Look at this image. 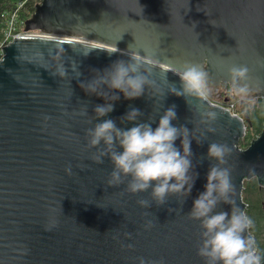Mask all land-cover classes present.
Instances as JSON below:
<instances>
[{"label":"water","instance_id":"water-1","mask_svg":"<svg viewBox=\"0 0 264 264\" xmlns=\"http://www.w3.org/2000/svg\"><path fill=\"white\" fill-rule=\"evenodd\" d=\"M24 32L40 35L14 38L0 60V264H139L140 257L205 264L197 254L200 221L189 211L216 163L207 158L208 146L232 149L226 165L231 198L244 211V180L255 177L264 187V127L240 150L247 115L169 90L173 84L181 89L178 70L186 62L203 67L210 86L233 90L229 68L245 65L248 92L264 97V0H41ZM133 55L154 58L156 87L133 100L120 94L114 111L95 119V106L105 101L80 83L94 69ZM59 65L68 69L64 77L53 76ZM172 105L173 125L191 132L199 173L191 194L170 195L157 205L151 189L133 194L127 182L108 186L113 165L107 157L94 161L87 130L109 118L132 127L120 119L131 107L142 111V122L154 118L155 129L159 114ZM208 112L216 119H206ZM175 143L180 146L179 139ZM141 199L151 207H142Z\"/></svg>","mask_w":264,"mask_h":264},{"label":"clouds","instance_id":"clouds-1","mask_svg":"<svg viewBox=\"0 0 264 264\" xmlns=\"http://www.w3.org/2000/svg\"><path fill=\"white\" fill-rule=\"evenodd\" d=\"M155 64L152 56L133 55L127 60L117 59L103 70L94 69L93 77L82 81L80 87L87 94L96 95L105 101L95 106V119L107 117L113 112L114 102L120 99V94L127 100H133L144 96L146 88H155L156 81L151 78ZM72 70L77 73V78L80 77L78 66ZM67 71V68L59 65L53 76L59 74L64 77ZM178 71L181 89L177 90L173 84L169 90L171 94L208 99L209 73L203 67L186 62ZM248 72L245 65L229 68L234 89L238 93L246 94L249 91L244 83ZM142 116L140 109L131 107L120 119L121 123H132V127H118L116 121L109 118L89 128L88 145L96 149L94 161L103 163L105 157L111 161L113 168L109 173L108 186H119L127 182V191L133 194L151 189L150 196L157 205L165 204L170 195L182 194L187 198L199 176L192 159L191 132L183 125H173L172 121L177 119L175 105L159 114L155 129L152 127L154 118L142 122ZM205 117L215 120L216 113L208 112ZM178 139L179 147L175 143ZM231 152L227 144L213 142L208 146L207 158L216 163L210 164L204 190L193 200L189 211L193 219L200 221L202 229L197 254L205 264H262L264 257L255 240L248 235L253 221L241 208L235 206L231 198L234 192L232 169L226 166ZM251 170L254 172V167ZM66 171L71 173V165ZM138 203L142 207H151L149 200L141 199ZM221 204L230 205V210H218ZM151 226L149 221L146 227ZM127 247L131 248L132 245ZM138 259L139 264H165L163 259Z\"/></svg>","mask_w":264,"mask_h":264},{"label":"trees","instance_id":"trees-1","mask_svg":"<svg viewBox=\"0 0 264 264\" xmlns=\"http://www.w3.org/2000/svg\"><path fill=\"white\" fill-rule=\"evenodd\" d=\"M40 2L41 0H0V40L9 28L12 19L16 21V30L24 31L25 22L31 17ZM210 93L213 95L211 88ZM235 93V90L230 87L227 91L222 92L225 97L229 95L231 99L236 95ZM241 103L244 108L239 112L243 116H248L249 123L246 126L245 136L240 139L237 147L245 150L258 138L264 127V102L258 99L253 102L243 101ZM242 201L245 204L244 212L253 221L248 231L255 240L260 254L264 257V187L259 184L257 178L244 180ZM262 264H264V260H262Z\"/></svg>","mask_w":264,"mask_h":264},{"label":"built area","instance_id":"built-area-1","mask_svg":"<svg viewBox=\"0 0 264 264\" xmlns=\"http://www.w3.org/2000/svg\"><path fill=\"white\" fill-rule=\"evenodd\" d=\"M26 1V0H25ZM25 3V2H23ZM26 34H30V35H40V33L38 32H30V33H25L23 30L22 31H17L16 30V21H14V19H12L9 23V28L4 32V36L2 37V39L0 40V60L3 58L4 56V51H3V48L12 43L13 39L14 38H17V37H20L22 35H26ZM249 97L247 98H238V100H235V102H243V101H247V102H253L255 100H258V99H261L263 100L264 102V98L261 97V96H256V95H252V94H249L248 95ZM226 104V103H225ZM224 104V105H225ZM228 103L225 105L228 110H230L232 112V108L227 106ZM234 105V104H231V106ZM222 107H224L222 105ZM233 113V112H232ZM239 115H241V113H238ZM234 116H238L236 114L233 113ZM240 150H242L241 148H239Z\"/></svg>","mask_w":264,"mask_h":264},{"label":"rangeland","instance_id":"rangeland-1","mask_svg":"<svg viewBox=\"0 0 264 264\" xmlns=\"http://www.w3.org/2000/svg\"><path fill=\"white\" fill-rule=\"evenodd\" d=\"M20 1V0H19ZM21 1H24V0H21ZM236 95L234 96V97H232V99L229 97V95H228V97H229V100L230 101H228V105L227 106H229V107H231L232 108V112L234 113V114H236V115H238V117H240V118H242V119H244L241 115H239L238 113H240L239 111L240 110H242L244 107L242 106V103L240 102H235V100H238V98H242V97H244V98H247V97H249L248 95L250 94V93H235ZM232 96V95H231ZM264 98V97H263ZM208 99L213 103V104H216V105H219V106H221L222 107V105L224 106L223 108H225L226 106V104H225V102H223V101H220V100H218L217 98H215L211 93L209 94V96H208ZM246 101V100H245ZM225 104V105H224ZM231 104H234V105H232L231 106ZM225 109H227V108H225ZM231 112V111H230ZM231 112V114L233 115V113Z\"/></svg>","mask_w":264,"mask_h":264},{"label":"flooded vegetation","instance_id":"flooded-vegetation-1","mask_svg":"<svg viewBox=\"0 0 264 264\" xmlns=\"http://www.w3.org/2000/svg\"><path fill=\"white\" fill-rule=\"evenodd\" d=\"M231 88V86H228L227 88H223V87H214V86H210V88H211V90H212V93H213V95H214V97L215 98H217L218 100H220V101H223V102H225L226 104L228 103V101H230V100H228V101H225L226 99H229V97L227 96V97H225V94H222V92L224 91H227V89L228 88ZM235 92H237L236 90H235ZM238 93V92H237ZM247 93H250L251 94V92H247ZM241 116L242 117H244L242 114H241Z\"/></svg>","mask_w":264,"mask_h":264}]
</instances>
